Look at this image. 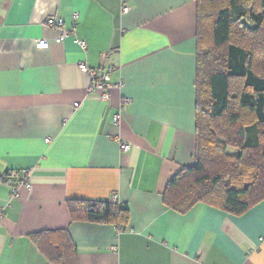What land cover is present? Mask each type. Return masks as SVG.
<instances>
[{"label": "crops", "instance_id": "1", "mask_svg": "<svg viewBox=\"0 0 264 264\" xmlns=\"http://www.w3.org/2000/svg\"><path fill=\"white\" fill-rule=\"evenodd\" d=\"M196 16V0H0V264H55L59 231L77 264H264V199L240 215L163 201L195 161ZM79 63L109 74L107 99ZM115 196L126 224L71 220L69 200Z\"/></svg>", "mask_w": 264, "mask_h": 264}, {"label": "trees", "instance_id": "2", "mask_svg": "<svg viewBox=\"0 0 264 264\" xmlns=\"http://www.w3.org/2000/svg\"><path fill=\"white\" fill-rule=\"evenodd\" d=\"M196 12L195 161L172 176L163 201L181 213L200 202L240 215L264 199V0H196ZM68 209L73 221L129 219L121 203L71 199ZM49 235V260L77 264L68 236Z\"/></svg>", "mask_w": 264, "mask_h": 264}, {"label": "built area", "instance_id": "3", "mask_svg": "<svg viewBox=\"0 0 264 264\" xmlns=\"http://www.w3.org/2000/svg\"><path fill=\"white\" fill-rule=\"evenodd\" d=\"M124 10L126 11L127 8L125 7ZM45 24L49 27H54L60 29V34L55 38L56 42H60L63 38L69 35V31L63 29V21L61 19H57L54 15H50L45 18ZM81 46L84 45L83 41H78ZM35 47L40 49H45L48 47V42L45 39H36L34 41ZM80 71L87 73L91 77V83L89 85V92L91 93H100L103 99L108 98V93L105 91L108 88L109 84V74H103L101 77H97L95 70L88 67L85 63H79ZM119 116L116 115L114 117V122H118ZM130 148V145L126 142L121 143V150L123 152H127ZM7 184L10 186L12 193L16 192L17 186L20 184H27V181L22 178L18 180H13L11 177L7 179ZM112 203H118L116 196L112 198ZM1 215V214H0Z\"/></svg>", "mask_w": 264, "mask_h": 264}]
</instances>
